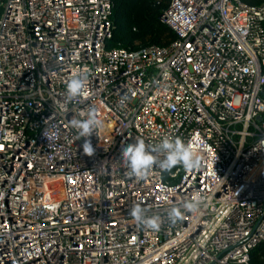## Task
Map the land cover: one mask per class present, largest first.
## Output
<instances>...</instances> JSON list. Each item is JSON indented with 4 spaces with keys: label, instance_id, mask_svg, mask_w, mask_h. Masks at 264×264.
I'll list each match as a JSON object with an SVG mask.
<instances>
[{
    "label": "built area",
    "instance_id": "obj_1",
    "mask_svg": "<svg viewBox=\"0 0 264 264\" xmlns=\"http://www.w3.org/2000/svg\"><path fill=\"white\" fill-rule=\"evenodd\" d=\"M168 1L175 40L127 52L105 47L112 0H0V264H250L264 242V3ZM93 109L103 125L79 137L69 121ZM165 138L200 167L129 175L122 148Z\"/></svg>",
    "mask_w": 264,
    "mask_h": 264
},
{
    "label": "clouds",
    "instance_id": "obj_2",
    "mask_svg": "<svg viewBox=\"0 0 264 264\" xmlns=\"http://www.w3.org/2000/svg\"><path fill=\"white\" fill-rule=\"evenodd\" d=\"M84 87L83 78L73 77L67 84L69 96L76 97L80 94ZM83 115V113H81ZM70 125L78 130L79 137L88 138L95 128L102 126L103 121H100L95 116V110H90L87 114V119H71ZM163 151L165 156L162 160H157L151 154V151ZM82 151L85 155L91 156L94 152L90 140L85 139L82 144ZM146 148L143 139H136L134 143H129L122 148V159L126 167L129 169V175L137 178H143L147 171L154 163L164 171H170L176 165H182L185 170H194L201 165L199 154L190 150L180 139L169 140L165 138L158 149ZM198 203L196 200H185L181 207L188 211H195ZM146 209L136 205L132 208L130 215L135 221L143 224L146 228L157 230L159 228L158 217H146ZM180 207L170 209L168 216L170 220L179 218Z\"/></svg>",
    "mask_w": 264,
    "mask_h": 264
},
{
    "label": "trees",
    "instance_id": "obj_3",
    "mask_svg": "<svg viewBox=\"0 0 264 264\" xmlns=\"http://www.w3.org/2000/svg\"><path fill=\"white\" fill-rule=\"evenodd\" d=\"M258 7L264 0H240ZM168 0H112L111 38L106 49L137 52L152 46L166 47L175 40V34L159 22L168 9ZM250 264H264V242L253 250Z\"/></svg>",
    "mask_w": 264,
    "mask_h": 264
}]
</instances>
